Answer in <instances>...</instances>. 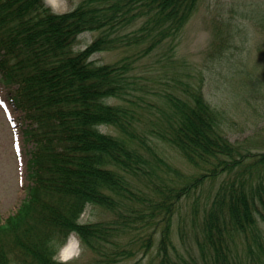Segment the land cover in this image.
<instances>
[{
	"label": "trees",
	"instance_id": "obj_1",
	"mask_svg": "<svg viewBox=\"0 0 264 264\" xmlns=\"http://www.w3.org/2000/svg\"><path fill=\"white\" fill-rule=\"evenodd\" d=\"M200 1L82 0L57 16L42 0H0V78L33 147L26 196L0 216V264H53L72 231L84 249L72 264H264V151L231 140L204 74L175 56ZM86 31L99 35L77 50ZM168 39L158 77L137 73ZM122 47L136 51L93 59ZM160 141L200 172L171 164ZM90 207L109 217L75 223Z\"/></svg>",
	"mask_w": 264,
	"mask_h": 264
},
{
	"label": "rangeland",
	"instance_id": "obj_2",
	"mask_svg": "<svg viewBox=\"0 0 264 264\" xmlns=\"http://www.w3.org/2000/svg\"><path fill=\"white\" fill-rule=\"evenodd\" d=\"M98 35L99 32L93 31L82 33L75 48H86ZM169 42L172 43L171 39L138 61L136 72L158 77L156 62L168 51ZM176 45V58L204 74L208 101L229 116L227 130L231 140L244 143L254 151H264V0H201ZM132 51L136 49L102 51L93 59L99 64H111ZM13 87L0 78V216L3 219L15 212L26 196L30 184L27 165L33 148L25 141L23 112L11 102ZM104 130L114 131L110 127ZM160 149L183 173L200 172L168 143L160 141ZM203 193L205 199L208 188ZM103 217L109 215L90 207L82 220L96 221ZM182 218L192 226L188 207L182 210ZM177 223L176 219L174 236L178 241ZM141 256L142 253L137 258ZM150 258L148 254L144 261L149 264ZM131 261L134 259L126 263Z\"/></svg>",
	"mask_w": 264,
	"mask_h": 264
},
{
	"label": "clouds",
	"instance_id": "obj_3",
	"mask_svg": "<svg viewBox=\"0 0 264 264\" xmlns=\"http://www.w3.org/2000/svg\"><path fill=\"white\" fill-rule=\"evenodd\" d=\"M44 7L48 8L52 15H64L69 11H75L80 6V0H42ZM103 102V101H102ZM93 130L101 135L107 134L102 124H94ZM79 225L86 223L79 217L74 221ZM82 240L79 233L69 232L63 242L57 243L53 249L51 259L53 264H72V261L79 259L83 253Z\"/></svg>",
	"mask_w": 264,
	"mask_h": 264
}]
</instances>
